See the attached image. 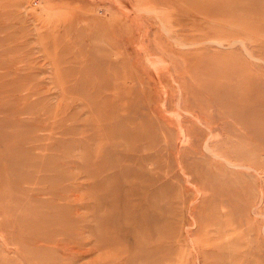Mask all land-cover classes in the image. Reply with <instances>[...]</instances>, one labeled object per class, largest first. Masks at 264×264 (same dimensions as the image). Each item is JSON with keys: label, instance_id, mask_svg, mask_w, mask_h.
<instances>
[{"label": "rangeland", "instance_id": "rangeland-1", "mask_svg": "<svg viewBox=\"0 0 264 264\" xmlns=\"http://www.w3.org/2000/svg\"><path fill=\"white\" fill-rule=\"evenodd\" d=\"M0 264H264V0H0Z\"/></svg>", "mask_w": 264, "mask_h": 264}]
</instances>
